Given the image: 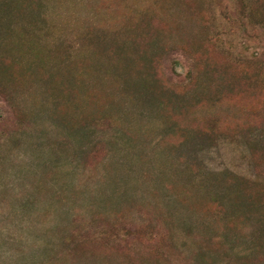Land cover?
<instances>
[{
	"label": "rangeland",
	"instance_id": "obj_1",
	"mask_svg": "<svg viewBox=\"0 0 264 264\" xmlns=\"http://www.w3.org/2000/svg\"><path fill=\"white\" fill-rule=\"evenodd\" d=\"M0 264H264V0H0Z\"/></svg>",
	"mask_w": 264,
	"mask_h": 264
}]
</instances>
